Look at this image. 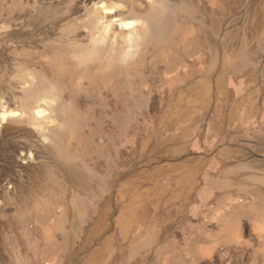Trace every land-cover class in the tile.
<instances>
[{"label": "rangeland", "instance_id": "rangeland-1", "mask_svg": "<svg viewBox=\"0 0 264 264\" xmlns=\"http://www.w3.org/2000/svg\"><path fill=\"white\" fill-rule=\"evenodd\" d=\"M153 1L143 42L99 53L94 84L27 90L0 72V110L25 107L0 120V264H260L250 197H219L215 227L211 194L264 178L261 0ZM36 91L56 108L44 132Z\"/></svg>", "mask_w": 264, "mask_h": 264}, {"label": "bare ground", "instance_id": "bare-ground-1", "mask_svg": "<svg viewBox=\"0 0 264 264\" xmlns=\"http://www.w3.org/2000/svg\"><path fill=\"white\" fill-rule=\"evenodd\" d=\"M86 2L91 3V6L85 5ZM156 2L158 1L156 0ZM153 4V0H0V55L6 62L9 59L12 61V64L6 63L4 68H0V72L4 74L10 66L15 65L16 69L18 68L15 78L20 86L27 90L31 87H64L63 81H66L67 78L75 80L76 84L80 85L81 79L85 78L83 74L87 71L90 72L92 65H98L99 53L107 52L113 56L114 51L130 49L143 42V37L150 28L149 18L154 12ZM259 8L264 19V0H261ZM82 9L85 10L84 14L80 17L77 16ZM82 29L86 32L85 41V38L78 39L80 35L83 36L80 34ZM107 63L106 65L103 63L107 69L104 68L105 75L100 74L104 81L113 78L116 74L112 70L113 60ZM72 68L74 75L59 76ZM3 74L0 76V86L4 79ZM94 76L96 75L91 71L87 77L90 84L97 81ZM52 77H58L62 83L54 81L55 79ZM78 80L80 81L78 82ZM34 94L35 98L30 105L31 114L28 118H31V123L37 130L44 132L45 128L49 129L56 124L54 98L50 93L36 91ZM23 108L25 107L12 108L2 101L0 110L2 124L11 118L19 119L23 115ZM70 136L72 135L70 134ZM260 173L264 175V168ZM242 184L238 183L232 189L224 188L225 190L222 191L218 186L214 187L211 194L214 214L212 226L220 225V219L217 216L218 198H225L228 192L232 191L242 194V197L245 196L246 199L250 197L249 204H252L256 210L254 219L264 227V178L257 180L254 177H246L245 186ZM252 196L254 198H251ZM239 206L245 207L243 203ZM251 212L253 213V210ZM243 215L245 213L239 209L238 220ZM242 218L244 219V216ZM230 246L232 245L230 244ZM214 247L216 250L217 243ZM260 257V264H264V252L260 254Z\"/></svg>", "mask_w": 264, "mask_h": 264}]
</instances>
